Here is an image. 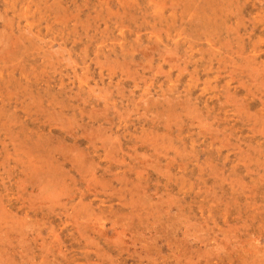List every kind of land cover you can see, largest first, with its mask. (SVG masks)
I'll return each mask as SVG.
<instances>
[{
  "label": "rangeland",
  "instance_id": "obj_1",
  "mask_svg": "<svg viewBox=\"0 0 264 264\" xmlns=\"http://www.w3.org/2000/svg\"><path fill=\"white\" fill-rule=\"evenodd\" d=\"M0 264H264V0H0Z\"/></svg>",
  "mask_w": 264,
  "mask_h": 264
}]
</instances>
